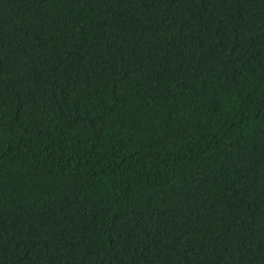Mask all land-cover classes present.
<instances>
[{
	"label": "trees",
	"instance_id": "16d2710c",
	"mask_svg": "<svg viewBox=\"0 0 264 264\" xmlns=\"http://www.w3.org/2000/svg\"><path fill=\"white\" fill-rule=\"evenodd\" d=\"M0 264H264V0H0Z\"/></svg>",
	"mask_w": 264,
	"mask_h": 264
}]
</instances>
